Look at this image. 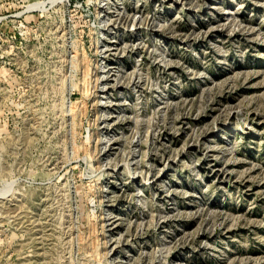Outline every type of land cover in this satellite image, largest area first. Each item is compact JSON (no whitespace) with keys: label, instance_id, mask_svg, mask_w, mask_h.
Returning a JSON list of instances; mask_svg holds the SVG:
<instances>
[{"label":"rangeland","instance_id":"obj_1","mask_svg":"<svg viewBox=\"0 0 264 264\" xmlns=\"http://www.w3.org/2000/svg\"><path fill=\"white\" fill-rule=\"evenodd\" d=\"M0 264H264V0H0Z\"/></svg>","mask_w":264,"mask_h":264}]
</instances>
